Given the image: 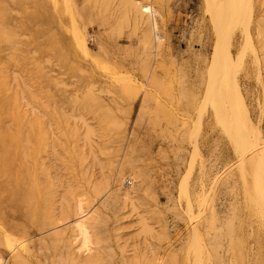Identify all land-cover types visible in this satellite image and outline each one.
Returning <instances> with one entry per match:
<instances>
[{
    "label": "rangeland",
    "instance_id": "1",
    "mask_svg": "<svg viewBox=\"0 0 264 264\" xmlns=\"http://www.w3.org/2000/svg\"><path fill=\"white\" fill-rule=\"evenodd\" d=\"M68 1L0 0L5 264H264V0H154L160 51L136 0Z\"/></svg>",
    "mask_w": 264,
    "mask_h": 264
},
{
    "label": "bare ground",
    "instance_id": "2",
    "mask_svg": "<svg viewBox=\"0 0 264 264\" xmlns=\"http://www.w3.org/2000/svg\"><path fill=\"white\" fill-rule=\"evenodd\" d=\"M70 1V0H69ZM68 1V3H69ZM134 5L132 6V9L134 10V13H135V19H138L140 21H145L146 23L149 24L150 28L152 29V33L154 34V42L155 45L157 46V50L159 49L160 45L162 44L163 42V39L164 37L161 35V32H160V26H159V21H158V17L161 16V13L160 11L158 10V8L156 7V4H155V1L154 0H151L149 2H144V1H140V0H136L134 1ZM67 3V4H68ZM71 3V2H70ZM102 3V2H101ZM133 3V2H132ZM70 6V4H68ZM71 7V6H70ZM69 9H73V8H69ZM72 12V11H71ZM62 13V12H61ZM73 13V12H72ZM71 14V13H70ZM62 17V16H61ZM152 34V35H153ZM152 37V36H151ZM6 39V36H5V30L4 28L1 26L0 24V49L6 44L4 43ZM56 39H54L55 41ZM55 43V42H54ZM59 45V44H58ZM154 46V45H153ZM161 48V47H160ZM73 49V48H72ZM160 51V49H159ZM158 52V51H157ZM158 55V54H157ZM50 61V60H49ZM157 61V60H156ZM229 86L232 90V92L234 93V96L240 100L238 97H239V94H240V89H239V85L234 81L232 80L231 82H229ZM37 98V97H36ZM35 98V99H36ZM210 100H213V108L216 110V112H220L222 113L223 111V107L221 105V103L219 102V99H215V95H210ZM5 105V104H4ZM21 117V115H20ZM245 117V116H244ZM246 122H249V117L247 116L246 118ZM244 120V119H243ZM251 124V123H250ZM139 125V124H138ZM110 126V125H109ZM108 126V127H109ZM112 126V125H111ZM114 126V125H113ZM112 126V127H113ZM253 127V126H251ZM231 129V130H230ZM229 130L232 131L233 129L230 128ZM233 132V131H232ZM234 133V132H233ZM131 136V135H130ZM238 136V135H237ZM62 143V142H61ZM26 144V143H25ZM54 144V143H53ZM21 145H22V139L21 137L17 138L15 135H12L11 133H9V131H1L0 130V173H7L11 164H12V160L15 159L16 157L20 156L22 157V154L20 152V149H21ZM35 148V147H34ZM26 153V151H25ZM263 156H264V153H263ZM261 157V155L257 154L253 157L252 159V163H257V161L259 162V169L261 170H257V172H261L263 177H264V157ZM27 157V156H26ZM25 157V158H26ZM83 157V156H82ZM26 160V159H25ZM255 165V164H254ZM249 168V167H248ZM251 169V168H250ZM252 170V169H251ZM256 171V170H255ZM44 172V170H43ZM259 172V173H260ZM46 173V172H45ZM256 173V172H255ZM258 175V174H257ZM260 175V174H259ZM260 175V177L262 176ZM42 177V175H41ZM259 177V178H260ZM11 178V177H10ZM44 178V177H43ZM7 179H9L7 177ZM262 180V178H260ZM10 180V179H9ZM45 180V179H44ZM126 180H128L129 182H134V178L132 175H129L126 177ZM22 181V180H21ZM137 182V181H136ZM259 182V181H257ZM16 190H12L10 191V197L11 198H15V196L17 195H20L21 197V200H23L22 203H25L24 205L26 206H29L32 205V204H36V215L39 214L40 212V204L37 205L39 202H43V199L41 195H39V189L36 190L34 189V185L33 186H30V187H26L25 189H23L22 191H19L21 192L20 194L18 193L17 190H19V188H22V183H20L19 181H14L13 182ZM260 185V184H259ZM261 186V185H260ZM37 187V186H36ZM44 187V186H43ZM264 187V186H263ZM252 188V186H251ZM11 189V188H10ZM44 189V188H43ZM42 189V190H43ZM47 189V188H46ZM253 189V188H252ZM255 189V187H254ZM257 189V187H256ZM260 190V188H259ZM255 191V190H254ZM49 191H47L48 193ZM69 192V190H68ZM67 192V193H68ZM256 192V191H255ZM255 192H253L254 194H256ZM258 192V191H257ZM260 192H263L264 194V190L263 191H259ZM66 193V194H67ZM3 194V193H2ZM1 194V195H2ZM43 194V193H42ZM45 194V193H44ZM65 195V193H64ZM56 196V195H55ZM255 196H258L257 194ZM260 196L262 197V193L260 194ZM2 197H4L2 195ZM47 197V196H46ZM66 197V196H65ZM64 197V198H65ZM264 198V197H262ZM1 199V198H0ZM46 199V198H45ZM80 199V198H79ZM2 200V199H1ZM65 200V199H64ZM256 200V199H255ZM257 201V200H256ZM6 202V201H5ZM44 204L45 201H44ZM67 204V203H66ZM81 204V203H80ZM79 204V205H80ZM257 204H260L257 203ZM263 204V202H262ZM78 206V205H77ZM84 206V205H83ZM260 206V205H259ZM262 206V205H261ZM35 207V206H34ZM24 208V207H23ZM69 208V207H68ZM78 208V207H77ZM262 208V207H260ZM26 209V207H25ZM30 209V208H29ZM84 209V208H83ZM82 206L80 205V208L78 210H81V218H78V222L76 221V224L73 225L74 227H72L73 229V240L72 242L74 243L75 245V249H77L78 253L80 255H84V254H88L89 252H91V245H92V238H91V235H90V227L89 225L87 224V215L89 214H85L82 210ZM85 211V209H84ZM43 211H41L42 213ZM62 213V212H61ZM65 213V212H64ZM34 215V214H33ZM79 215V214H78ZM41 216V214H40ZM264 216V215H263ZM37 218V217H36ZM52 218V217H51ZM49 218V219H51ZM53 219V218H52ZM80 219V220H79ZM34 220V219H33ZM45 221V219H44ZM48 221V220H47ZM52 221V220H51ZM55 221V220H54ZM264 221V220H263ZM34 222V221H33ZM37 222V221H36ZM40 223V222H39ZM45 224V222H44ZM31 225V224H30ZM43 225V224H42ZM65 229V228H64ZM63 229V230H64ZM68 229H66L65 231H67ZM56 234V233H55ZM64 237V236H63ZM71 252V251H70ZM77 253V254H78ZM76 254V253H75ZM89 255V254H88ZM86 259V258H85ZM159 259V258H158ZM160 260V259H159ZM158 261V260H157ZM162 261V260H161ZM78 262V261H77ZM83 262V261H82ZM160 262V261H159ZM84 263V262H83ZM0 264H5V261L1 258L0 256ZM77 264V263H76ZM163 264V263H162Z\"/></svg>",
    "mask_w": 264,
    "mask_h": 264
}]
</instances>
